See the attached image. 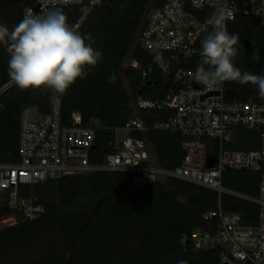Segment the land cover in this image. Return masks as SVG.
<instances>
[{"label": "trees", "instance_id": "obj_1", "mask_svg": "<svg viewBox=\"0 0 264 264\" xmlns=\"http://www.w3.org/2000/svg\"><path fill=\"white\" fill-rule=\"evenodd\" d=\"M91 0L83 6H59L73 27L85 14ZM162 0H101L86 13L76 30L90 37L87 42L101 51L95 67L86 68L87 75L63 94L50 90H22L8 75L9 55L0 44V162L20 160L19 135L22 112L36 108L39 114L50 111L52 98L62 99V120L70 124L79 119L83 125H95V147L90 161L101 164L107 153L116 150V131L133 118L141 116L147 125L157 118L145 111L138 112L134 102L144 98L161 100L170 91L168 76L159 69L143 71L153 64V53L138 41L147 22L149 11ZM35 0H0V24L15 26L27 6ZM229 34L239 36L235 46L234 64L242 72L264 75V53L255 56L250 48L256 37L264 44V30L258 20L238 16L227 23ZM211 27L208 31H211ZM197 52L185 66L197 68L201 60V41ZM131 57L137 66L124 67ZM116 75L109 83L111 74ZM229 99L264 101L256 85L225 82ZM163 119V118H161ZM150 145L160 166L174 169L183 158L184 135L181 132L149 128L135 131ZM260 135L238 127L234 149H256ZM261 171L227 169L223 185L227 188L258 196ZM136 174L127 171L97 170L88 174L50 179L32 186L20 187V193L37 198L44 210L32 219L21 220L0 228V264H219L220 250H197L185 236L203 226L201 216L222 207L241 213L247 223L258 220L259 206L230 194L190 181L169 177L166 181L135 182ZM178 196L182 197L181 200ZM16 213L0 204V219ZM19 216V215H18ZM48 234L51 242L28 263L21 256L37 248Z\"/></svg>", "mask_w": 264, "mask_h": 264}, {"label": "built area", "instance_id": "obj_2", "mask_svg": "<svg viewBox=\"0 0 264 264\" xmlns=\"http://www.w3.org/2000/svg\"><path fill=\"white\" fill-rule=\"evenodd\" d=\"M101 0H91L85 14L72 28L77 30L90 8ZM226 3L238 16L259 21L264 30V0H162L153 7L138 41L153 53V64L143 71L159 69L168 76L170 91L161 100L139 96L134 102L138 112L155 116L147 125L141 116L131 119L125 129L128 137L121 142L115 138L116 150L105 155L101 164L90 161L95 147V125H83L79 119L70 124L62 120V99L55 96L50 111L39 114L27 107L21 116L19 135L20 160L0 162V204L16 213L0 219V228L21 220L32 219L44 210L37 198L20 193V187L32 186L64 176L88 174L97 170L127 171L136 174L138 184L174 177L255 202L259 206L258 220L247 223L242 214L219 207L201 216L203 226L185 236L197 250L219 249V264H264V172L258 196L227 188L223 172L227 169L261 171L264 165V101L229 99L225 82L219 89L209 90L195 77V68L185 63L197 52L203 29L218 5ZM85 0H35L27 6L23 16L31 10L43 15L59 6H83ZM226 21V23L228 22ZM135 62V61H134ZM133 66H137V62ZM163 118V119H161ZM238 127L256 131L260 135L256 149H234ZM149 128L181 132L184 135L182 162L174 169L159 165L150 145L144 138L132 135ZM117 132V131H116ZM216 155L214 166L208 157ZM19 215V216H18Z\"/></svg>", "mask_w": 264, "mask_h": 264}, {"label": "clouds", "instance_id": "obj_3", "mask_svg": "<svg viewBox=\"0 0 264 264\" xmlns=\"http://www.w3.org/2000/svg\"><path fill=\"white\" fill-rule=\"evenodd\" d=\"M233 14L226 3L212 12L208 21L212 30L203 29L206 35L201 41V60L195 77L209 90L219 89L229 81L241 85L251 83L257 86L259 96L264 99V75L242 72L234 64L239 36L229 34L226 24ZM90 39L73 30L58 7L43 15L29 10L11 30L0 24V44L6 46L10 57L8 75L22 90L65 93L77 79L87 75L86 68L95 67L101 59V51L87 42ZM115 79L113 73L108 82ZM179 264H188V261L181 260Z\"/></svg>", "mask_w": 264, "mask_h": 264}, {"label": "rangeland", "instance_id": "obj_4", "mask_svg": "<svg viewBox=\"0 0 264 264\" xmlns=\"http://www.w3.org/2000/svg\"><path fill=\"white\" fill-rule=\"evenodd\" d=\"M7 26V25H6ZM8 27V26H7ZM10 30L13 28L12 27H8ZM250 48L252 53H254L255 56H260L264 53V44L259 40V38H254L251 43H250ZM132 50L129 53L128 57L125 59L124 61V67H127L129 65H135L136 63L133 61L132 57ZM128 137V131L125 128H119L116 132V139L118 142L123 141L124 139H126ZM161 180L166 181V178L161 177ZM181 200H183L182 197L178 196ZM2 228V227H1ZM51 242V237L46 234L44 235L40 242L39 245L37 246V248L32 249V250H28L27 252H25L21 258L23 263H28L30 262V260H32L33 258L36 257V255H38V253H40L41 251H43L48 244Z\"/></svg>", "mask_w": 264, "mask_h": 264}, {"label": "water", "instance_id": "obj_5", "mask_svg": "<svg viewBox=\"0 0 264 264\" xmlns=\"http://www.w3.org/2000/svg\"><path fill=\"white\" fill-rule=\"evenodd\" d=\"M185 154V150H183V156ZM216 163V155L215 154H211L209 157H208V166L209 167H212L214 166Z\"/></svg>", "mask_w": 264, "mask_h": 264}]
</instances>
